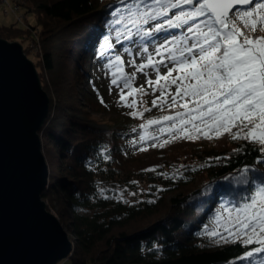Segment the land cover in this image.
Instances as JSON below:
<instances>
[{
    "label": "trees",
    "instance_id": "trees-1",
    "mask_svg": "<svg viewBox=\"0 0 264 264\" xmlns=\"http://www.w3.org/2000/svg\"><path fill=\"white\" fill-rule=\"evenodd\" d=\"M21 1L25 18H34L35 24L28 19L30 28L41 34L37 39L16 21L0 24V39L20 43L32 36L42 47L41 63L32 61L50 98L39 132L50 170L41 198L73 236V252L60 264H241L236 257L243 246L211 242L204 226L213 228L221 198L244 194L246 186L226 178L250 168V176L264 179V153L255 150L262 146L225 133L219 139L131 148L129 136L138 121L103 126L87 109V94L79 87L89 75V59L98 60L117 0ZM104 146L109 160L100 158ZM151 168L155 171H144ZM108 186L146 188L147 197L116 200L105 193Z\"/></svg>",
    "mask_w": 264,
    "mask_h": 264
},
{
    "label": "snow or ice",
    "instance_id": "snow-or-ice-1",
    "mask_svg": "<svg viewBox=\"0 0 264 264\" xmlns=\"http://www.w3.org/2000/svg\"><path fill=\"white\" fill-rule=\"evenodd\" d=\"M238 5L249 7L239 10ZM109 16L97 49V57L104 61L110 77L109 95L115 87L120 96L117 103L135 108V94H148L143 85L140 89L134 86L136 73H141L152 95L161 92V97L152 101L153 107L181 109L174 115L150 119L141 129L168 122L170 138L187 140L219 139L227 133L232 140L261 145L255 150L264 153V36L251 35L264 32V0H117ZM173 29L181 30L180 34L174 35ZM117 44L121 48L113 55ZM149 45L161 59H155ZM123 53L132 57L128 64L135 72L123 70ZM141 53L146 60L137 65ZM161 67L166 70L163 74ZM149 68L156 75L155 81L146 71ZM173 86L175 93L171 92ZM126 95L134 96L131 104ZM98 98L105 103L99 93ZM130 115L143 113L133 111ZM158 132L163 134L165 127H159ZM149 138L155 141L158 136ZM145 139L144 135L139 137L141 142ZM106 147L99 155L109 160ZM234 151L239 153L243 148ZM253 171L245 168L241 175L226 178L246 186L244 194L231 200L221 198L216 227L204 226L211 242H239L243 246L242 254L236 257L241 264H264V179L250 176ZM153 248L159 251L158 245L153 244Z\"/></svg>",
    "mask_w": 264,
    "mask_h": 264
},
{
    "label": "water",
    "instance_id": "water-1",
    "mask_svg": "<svg viewBox=\"0 0 264 264\" xmlns=\"http://www.w3.org/2000/svg\"><path fill=\"white\" fill-rule=\"evenodd\" d=\"M49 112L50 98L23 46L0 39V264H57L73 252L41 198L50 170L39 132Z\"/></svg>",
    "mask_w": 264,
    "mask_h": 264
},
{
    "label": "rangeland",
    "instance_id": "rangeland-1",
    "mask_svg": "<svg viewBox=\"0 0 264 264\" xmlns=\"http://www.w3.org/2000/svg\"><path fill=\"white\" fill-rule=\"evenodd\" d=\"M15 3L12 1L9 2V4H5L3 0H0V24L8 25L11 23H14L16 21H20L19 25L21 27L25 26L27 28H30L28 19L31 23L34 22V18H30L28 16V19L25 18L24 10L22 9L23 1L21 0H14ZM17 7H19V10L17 11ZM35 24V23H33ZM147 27V26H146ZM32 33V36H39L41 33L37 29V27L30 28ZM174 35H179L181 30L179 29H173L171 30ZM36 33V34H34ZM253 37L256 35H262L264 36V32H256L251 34ZM27 37L24 40H20V44L23 47L27 48V57L31 61H37V63H41L40 60L42 59V47L40 48V45L38 41H34L33 37ZM38 39V38H37ZM6 40V39H4ZM8 42H12L9 40H6ZM19 43V42H18ZM113 43H115V40L113 39ZM121 46L117 44L116 49L113 50L111 54H115L116 51H119ZM137 51L136 48H133V53ZM149 52L153 54L156 60L161 59V57L156 56L155 52L153 51V46L149 45ZM123 59H124V71L128 74H131L135 72V69L131 66H129L128 61L132 59L131 56H129L127 53H123ZM88 64V70L89 75L86 76L85 80H81L79 87L82 91H84L87 94V109L91 112L92 116H94L98 121H102V123L105 125V127H108L107 125H115L117 123L122 124L123 121L129 120H135L138 121V125L131 130V135L129 136L130 139V147H147L151 146L153 143L156 145L165 144V141L172 142L177 140H184L180 138L172 139L167 135V124L168 122H162L161 125H152L147 127L146 129H141V125H147V121L150 119H161L165 115H174L177 110V108L169 109L166 105L164 106L163 110H168L169 113L165 115H157L158 111H161L159 107H153L152 101L156 99L157 97H161V92L156 91L155 95H152V88L149 87V85L146 82V78L141 73H136V79L134 81V86L136 89H140V86L143 85V89L147 91V95H142V93H136L135 94V100H136V106L135 108L132 107H125L123 106V102L117 103V101L120 100V96L118 95V89L113 87L112 94L109 95V86H110V77L109 75H106L107 70L103 67L104 61L98 58V60L94 59V56L89 59ZM146 60L145 54L141 53L140 56L136 58V64H140L141 61ZM146 71L149 73L151 79L153 81L156 80L155 73L152 72V70L146 69ZM161 74H163L166 70L161 67L160 69ZM173 76H176V73H172ZM95 89V90H94ZM98 90V92H97ZM171 92L175 93V87L173 86L171 88ZM98 93L100 96L104 99V104L101 103L100 99L98 98ZM127 93V90H126ZM134 99L133 95H126V100L129 104L132 103ZM163 99V98H162ZM170 99V98H169ZM158 105L161 103V101H157ZM145 109H150V111H146ZM171 110H174L171 112ZM136 111L138 113H143L142 116H132L130 115L131 112ZM160 113V112H159ZM162 114V112H161ZM128 121V120H127ZM159 127H165V132L161 134L158 132ZM141 135L146 136L145 141L141 142L139 140V137ZM150 136H158V139L153 141L150 139ZM146 188L139 189L138 191H135L133 189L121 187V186H108L107 189H105V193L108 194L110 197L116 200H122L125 202H133L138 200L139 198H145L147 193ZM136 193L135 196L131 195L130 193ZM152 194V198H157L159 196V193ZM53 215L56 216V210L54 208ZM57 217V216H56ZM213 228L216 227L215 219L212 222ZM67 231V229L65 228ZM222 231V229H220ZM68 232V231H67ZM69 236L73 238L72 234L68 232ZM223 244V243H222ZM221 245V244H220Z\"/></svg>",
    "mask_w": 264,
    "mask_h": 264
},
{
    "label": "built area",
    "instance_id": "built-area-1",
    "mask_svg": "<svg viewBox=\"0 0 264 264\" xmlns=\"http://www.w3.org/2000/svg\"><path fill=\"white\" fill-rule=\"evenodd\" d=\"M3 1H4L5 4H9L10 1H12L13 3H15L14 0H3ZM16 10L18 11L19 10V7H17ZM57 264H60V262L57 263Z\"/></svg>",
    "mask_w": 264,
    "mask_h": 264
}]
</instances>
